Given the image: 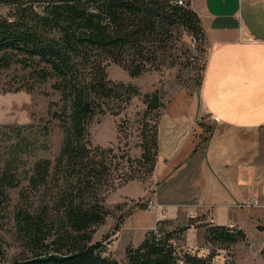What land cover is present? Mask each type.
<instances>
[{"label":"trees","instance_id":"obj_1","mask_svg":"<svg viewBox=\"0 0 264 264\" xmlns=\"http://www.w3.org/2000/svg\"><path fill=\"white\" fill-rule=\"evenodd\" d=\"M179 1L0 0V71L18 66L23 72L17 88L1 91L59 96L49 103L47 118L32 119L38 125L23 127L25 136L0 148V217L13 214L23 248L6 261L0 243V264H214L219 251L248 241L238 226L213 225L205 216L185 225L159 221L138 247L126 249L124 261L107 256L106 242L95 241L98 227L112 214L108 195L153 175L165 108L159 89L143 95L139 158L120 148L93 145L90 126L95 119L120 115L141 95L137 85L110 79L107 66L113 62L137 78L174 68L181 57L195 61L188 37L197 40V53L206 55L199 14L191 0ZM201 127L207 132L201 135L204 143L214 129ZM55 129L64 134L58 156L35 157L39 149H48ZM16 190L13 206L11 192ZM200 227L206 247H212L209 252L185 243V233Z\"/></svg>","mask_w":264,"mask_h":264},{"label":"crops","instance_id":"obj_2","mask_svg":"<svg viewBox=\"0 0 264 264\" xmlns=\"http://www.w3.org/2000/svg\"><path fill=\"white\" fill-rule=\"evenodd\" d=\"M191 7L199 14L208 47L202 107L218 126L207 142L197 143L196 111H163L153 176L146 184L136 180L118 187L107 201L117 195L123 203L151 191L159 206L152 220L187 223L205 216L213 225L238 226L248 236L252 256L264 260L259 228L264 206L238 208L255 194L264 204V0H191ZM242 211H249L244 215L254 224L239 215ZM242 221L251 225L250 233ZM251 234L262 237L256 250ZM184 236H202L205 248L204 228H191ZM187 246L194 248L191 242Z\"/></svg>","mask_w":264,"mask_h":264},{"label":"rangeland","instance_id":"obj_3","mask_svg":"<svg viewBox=\"0 0 264 264\" xmlns=\"http://www.w3.org/2000/svg\"><path fill=\"white\" fill-rule=\"evenodd\" d=\"M192 39L191 37L186 38V44L187 47L191 48L193 56L197 59L195 61L193 59L189 61L187 58L181 57L177 61L176 67L170 69L164 68L160 72H149L140 77L132 78L122 67L113 62H109L107 66L109 78L114 81L137 85L140 88L141 95L133 98L120 115L114 116L107 114L95 119L90 126L93 145L106 148L114 147L116 150L120 148L121 152L128 153L132 158H139L142 154L141 148L139 147L141 142L140 134L143 127L141 121L144 119L143 114L146 108L143 103V95L151 93L156 89H159L164 96L165 108L163 111L167 110L173 115H190L191 112L196 111L197 129H195V134H193L195 142L200 143L201 135L207 134L201 127V124L210 126L213 129L217 128V121L204 111L200 96L207 54L197 53L195 50L199 47L197 44L196 47H193ZM22 75L23 72L18 66H14L10 70L0 71L1 149L4 146H9L17 142L16 138L18 135L25 136L27 130L20 131L23 127L30 126L31 124L38 125V122H34L32 119L37 121L41 118H47L49 103L51 100H58L59 98L56 94L45 97L39 94H29L25 90L17 93H3L1 91L3 88H8L9 85H13L14 89L17 88L20 85L19 78ZM46 89L51 92L49 87H46ZM63 141L64 134L59 129H55L49 138L48 149L43 151L39 149L35 157H48L54 160L60 152ZM117 152L120 154L119 151ZM34 159L36 158H32V160ZM152 176L147 178L142 177L141 180L144 179L142 182L146 184ZM11 195L13 199L12 205L14 206L17 203L19 190L12 191ZM144 196L135 200L128 199L120 203V199L115 195L107 201L112 214L108 217L106 224L98 227L95 241L104 243L111 239L116 240V242L120 241V245L118 244L117 247L112 249L113 251H108L107 256H111L119 261L126 260V249L129 246L138 247L144 240L146 233L156 229L159 221L152 220L154 211L156 210L148 209L146 205L148 200L155 201V199L151 191ZM121 204L124 206L119 207ZM13 206L10 208V212L13 211ZM143 210H149L151 212L146 214ZM248 212L242 211L239 212V215L247 220L249 224H254L250 217H246L249 214ZM121 217H125V220L120 225L119 231H116V226ZM172 221L176 225L186 224L184 223L186 219ZM242 223L247 225L248 232L250 233L252 231L251 225H248L245 221H242ZM259 225L264 227L263 223ZM16 236L13 214H6L4 218L0 217V243L4 249V260L6 261H11L23 252L21 242L18 241ZM184 238L186 244L191 242L194 245V249L199 250L200 253L212 250V247H206V244L204 245L205 248H202L204 242L202 236H184ZM249 239L252 248L255 250L258 249L262 237L254 236L253 234L249 236ZM247 242L232 246L230 250L219 251V255L215 258L214 264H226V262H230V264H264V260L260 256H256V258L252 256Z\"/></svg>","mask_w":264,"mask_h":264},{"label":"built area","instance_id":"obj_4","mask_svg":"<svg viewBox=\"0 0 264 264\" xmlns=\"http://www.w3.org/2000/svg\"><path fill=\"white\" fill-rule=\"evenodd\" d=\"M179 4L182 5L183 4V1L180 0L179 1ZM192 40H193V47H196L197 40L195 38H193ZM146 205H147V208L148 209H152V210L159 209V206L153 200H148V202L146 203ZM262 206H264L263 202L260 200L259 196L257 194H255V195H253L250 198V200L248 202H246L244 204L238 205V208L248 209V208H252V207H262ZM116 244H117L116 240H114V239L108 240L106 242V246L108 248V251H112V249L115 248Z\"/></svg>","mask_w":264,"mask_h":264}]
</instances>
